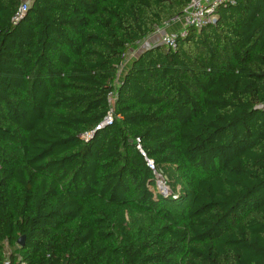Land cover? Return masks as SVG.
<instances>
[{
    "label": "trees",
    "instance_id": "trees-1",
    "mask_svg": "<svg viewBox=\"0 0 264 264\" xmlns=\"http://www.w3.org/2000/svg\"><path fill=\"white\" fill-rule=\"evenodd\" d=\"M190 1L0 0V264H264V0L127 61Z\"/></svg>",
    "mask_w": 264,
    "mask_h": 264
},
{
    "label": "built area",
    "instance_id": "built-area-1",
    "mask_svg": "<svg viewBox=\"0 0 264 264\" xmlns=\"http://www.w3.org/2000/svg\"><path fill=\"white\" fill-rule=\"evenodd\" d=\"M31 2L32 0H22V4L18 10L17 18H22L24 15H26L29 6L31 5ZM235 2L236 0H191L183 15L172 18L169 21V23L166 24V26H169L174 23H180L181 28L161 35L160 43L163 44L168 49L175 50L179 38L184 37L187 34L188 27L201 29L210 23L216 22L217 7L221 4H225V3L234 4ZM158 29L156 30L155 33L158 32ZM135 55H137L136 51L130 52V54L127 56V60L131 59ZM114 99H115L114 94L110 93L109 103L111 105L113 104ZM117 117H121V116L117 115ZM112 122H113V110L111 109L108 112L107 116L104 118V120L100 123L98 128H105ZM90 137H91L90 134L85 135L86 139H89ZM147 163L149 167L153 170L154 174L156 175L155 196L157 195V193L163 196H168L169 193H168V187L166 185L165 177L162 175V173H160L157 170L153 160L147 159ZM21 264H26V263L22 262Z\"/></svg>",
    "mask_w": 264,
    "mask_h": 264
},
{
    "label": "crops",
    "instance_id": "crops-1",
    "mask_svg": "<svg viewBox=\"0 0 264 264\" xmlns=\"http://www.w3.org/2000/svg\"><path fill=\"white\" fill-rule=\"evenodd\" d=\"M161 28H163V29H162V31H164L163 33H168V32H172V31H175V30L180 29V28H181V24H180V23H174V24H171V25H169V26H164V27H161ZM157 34H158V33H153L152 35L148 36V37L142 42V47L144 46V44L148 43L149 41L155 40L156 36H157V38H159ZM144 42H145V43H144ZM158 43H159V42H158ZM152 44H153V43H152ZM154 44H155V43H154ZM150 46H151L150 44H147V46H145V47H150ZM145 47L141 48L140 51H142ZM135 51H136V54L139 52V50H135ZM127 61H128V60H127ZM127 61H126V62H127ZM125 64H126V63H124L123 66H125ZM126 68H127V67L122 68V69H123L122 72H121V69H120V73H119V75L121 76L120 79L122 78V76H123V72H124V70H125Z\"/></svg>",
    "mask_w": 264,
    "mask_h": 264
},
{
    "label": "rangeland",
    "instance_id": "rangeland-1",
    "mask_svg": "<svg viewBox=\"0 0 264 264\" xmlns=\"http://www.w3.org/2000/svg\"><path fill=\"white\" fill-rule=\"evenodd\" d=\"M162 29L163 28H160V29H158V37L159 38H157V36H156V38H155V40H152V41H149L148 43H146V44H144V46L143 47H145V46H147V44H150V45H153L154 43L156 44V43H160V39H161V35H163L164 33V31H162ZM143 42V41H142ZM142 42L141 43H139L138 45H137V47L135 48L136 50H139L140 51V49L141 48H143L142 47ZM145 43V42H144ZM153 43V44H152ZM145 48H147V47H145ZM127 64H128V62H126V64H125V66H123L122 68H124V67H127ZM121 68V72H122V69ZM162 175L165 177V175L162 173ZM165 179H166V177H165ZM166 185H167V187H168V193L169 194H171L172 193V187H171V185H170V183L168 182V180L166 179ZM178 189H179V187H178Z\"/></svg>",
    "mask_w": 264,
    "mask_h": 264
},
{
    "label": "water",
    "instance_id": "water-1",
    "mask_svg": "<svg viewBox=\"0 0 264 264\" xmlns=\"http://www.w3.org/2000/svg\"><path fill=\"white\" fill-rule=\"evenodd\" d=\"M148 48V47H147ZM144 49H146V48H144ZM18 244L20 245V246H23L24 244H25V237L23 236V237H21L19 240H18Z\"/></svg>",
    "mask_w": 264,
    "mask_h": 264
}]
</instances>
